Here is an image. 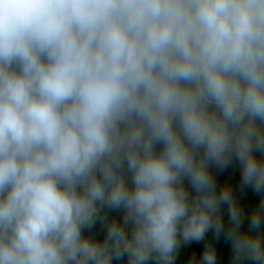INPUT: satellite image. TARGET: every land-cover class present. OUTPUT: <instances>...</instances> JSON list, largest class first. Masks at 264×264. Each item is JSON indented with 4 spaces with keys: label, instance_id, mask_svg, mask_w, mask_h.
<instances>
[{
    "label": "clouds",
    "instance_id": "obj_1",
    "mask_svg": "<svg viewBox=\"0 0 264 264\" xmlns=\"http://www.w3.org/2000/svg\"><path fill=\"white\" fill-rule=\"evenodd\" d=\"M210 229L264 264V0H0V264H173Z\"/></svg>",
    "mask_w": 264,
    "mask_h": 264
},
{
    "label": "trees",
    "instance_id": "obj_2",
    "mask_svg": "<svg viewBox=\"0 0 264 264\" xmlns=\"http://www.w3.org/2000/svg\"><path fill=\"white\" fill-rule=\"evenodd\" d=\"M215 171V170H214ZM217 185L219 186L222 183L229 182L231 183L234 192L236 193L237 199L239 200L241 207L245 212V221L242 225L243 228L247 227V214L249 210L254 207L260 199L258 193H255L250 187L245 188L243 191L239 189V168L235 165L230 166L229 168L224 169L223 171L216 172ZM187 186V182H185ZM224 219L227 221V212L226 209H223ZM122 213L119 210H109V217L119 218ZM84 235H91L97 240H102L104 237V227L97 221L90 229H83ZM209 246L215 249L216 251V264H230L231 261V245L227 241L223 234L219 237L215 236L213 231L210 229L205 233L204 238L197 242L191 241L189 243L181 242L175 260L173 264H188L190 257L195 254L197 257L205 249V246ZM114 264H127L126 257L121 258L119 261H114ZM148 264H155V261H149Z\"/></svg>",
    "mask_w": 264,
    "mask_h": 264
}]
</instances>
